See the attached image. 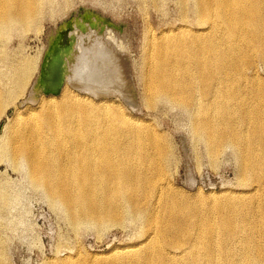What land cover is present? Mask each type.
Listing matches in <instances>:
<instances>
[{
  "label": "bare ground",
  "instance_id": "bare-ground-1",
  "mask_svg": "<svg viewBox=\"0 0 264 264\" xmlns=\"http://www.w3.org/2000/svg\"><path fill=\"white\" fill-rule=\"evenodd\" d=\"M178 4L183 24L176 31L165 30L157 37L146 33L139 78L142 100L152 109L169 103L187 110L196 140L203 141L212 156L234 147L241 157L242 180L259 182L264 177V104L251 101L247 88L262 95L257 73L259 61H264V0ZM191 5L198 29L188 25ZM57 6V0H0V65L7 70L0 71V121L15 107L1 126L0 163L25 169L29 187L61 206L72 227L123 225L131 219L141 221L142 230L149 228L140 249H128L109 264H264V204L256 195L249 200L232 196L212 209L170 189L167 175L174 146L151 124L115 108L110 99L118 92L128 106H136L124 75L125 58L114 54L109 42L87 31L79 36L80 51H71L67 61L65 82L71 87L65 86L60 95L45 94L62 86L59 76H52L50 63L42 68L41 50L33 58L3 51L4 41L16 30L41 34L43 22L58 16ZM40 77L44 88L36 84ZM50 82L58 86L51 88ZM37 102L39 110L20 112L18 103ZM4 182L2 208L11 199ZM254 192L264 195V185L251 195Z\"/></svg>",
  "mask_w": 264,
  "mask_h": 264
},
{
  "label": "rangeland",
  "instance_id": "rangeland-1",
  "mask_svg": "<svg viewBox=\"0 0 264 264\" xmlns=\"http://www.w3.org/2000/svg\"><path fill=\"white\" fill-rule=\"evenodd\" d=\"M69 1L57 0V7L63 11L55 9L58 11V16L54 21L47 18L43 22L41 34L35 31L26 33L16 30L9 39L4 41L3 51L12 57L20 55L33 58L41 50V63L43 56H46L45 67L48 58L60 43L66 45L73 37L79 42V36L96 33L98 37L109 42L114 54L125 58V79L126 81L130 80L135 94V108L123 102L116 95L118 92H114L110 98L115 101L113 106L119 107L130 117L139 118L151 124L162 136L164 142L174 146V161L169 164L167 175L172 185L170 189L175 188V192H178L184 199L192 203L195 202L194 204L211 205L212 209L220 203L226 202L232 196L236 200H249L256 195V200H259L263 205L264 195H257L256 192L251 195V193L256 186L264 185V177L259 182H251L252 184L242 180L240 175L241 157L238 155L237 149L229 146L225 150L222 149L217 156H212L207 145L201 140H196L193 121L187 110L169 103V105L160 103L152 109L142 100L143 91L139 78L142 68H144L146 33L157 37L165 30L176 31L183 24L178 0H156V5L153 4L154 0L152 2L151 0ZM67 3L72 5L64 11ZM190 12V18L193 21L191 20L188 25L198 29L199 26L194 21L193 5L190 6ZM92 24L96 25L97 29ZM80 26L89 27V29L85 34H82L83 30L80 29ZM66 36L69 39L65 40ZM79 51L80 49L77 52ZM0 68H2L0 69L1 73L7 72L4 66L0 65ZM38 73L34 76L32 86L37 81ZM257 76L261 83L258 86L262 95L256 96L250 87L247 88V91H251L249 95L251 101L259 99L264 104V61L258 63ZM65 86L69 87L70 85L64 82L61 92ZM258 86H255L257 93ZM85 92L94 95L97 93L94 90ZM107 94L105 92V95ZM27 96L21 98L19 103L27 99ZM19 103V110L23 114L27 113V109L31 108L37 111L40 107L39 102L27 103L22 106H19ZM14 113L15 107H11L7 116H4L0 121V131L1 126L7 122V117L11 118ZM237 121L238 119L235 120V122ZM248 131H254L249 123ZM4 164L0 163V182L5 181L2 184L5 188L7 187V193L10 194L8 195L11 199L8 204L3 205L4 209L0 204L2 208H0L2 210L0 215L3 214L2 217L0 216V220L2 219L6 223L2 224L3 221H0V244H3L2 247L0 245V258L4 260L1 261L4 262L3 264H66L65 262L67 264H109L111 259L121 257L128 249H140L141 242L146 240L149 228L142 230V222L139 220L127 219L123 225L114 222L104 225L105 227L86 223L76 226L78 229L72 227L68 220V214L64 209H61V206L59 209L48 195H42L41 191L36 192L30 188L25 169H19L23 171L24 174H22V171L11 167L8 169V165ZM13 197L14 199H12ZM3 210H8V212ZM214 210L217 215L220 214L219 209ZM176 251L180 253V250ZM115 255L116 257H114ZM246 259L248 258L244 260Z\"/></svg>",
  "mask_w": 264,
  "mask_h": 264
},
{
  "label": "flooded vegetation",
  "instance_id": "flooded-vegetation-1",
  "mask_svg": "<svg viewBox=\"0 0 264 264\" xmlns=\"http://www.w3.org/2000/svg\"><path fill=\"white\" fill-rule=\"evenodd\" d=\"M95 28H96V25H94V24H92ZM82 30H84L83 28H81ZM89 29V27H87V30ZM97 29V28H96ZM87 30H84L83 32H85V31H87ZM69 39V38H68ZM76 45V46H75ZM78 45V43H76V40H75V37H73V38H71V39H69V41L66 43V45L65 44H62V43H60V45L57 47V49L56 50H54V54L52 53V55H50V57L48 58V60H47V65L46 66H48V64L50 63L51 64V72L53 73V75L52 76H56V77H58V81H59V83H60V81H61V86L64 84V82H65V75L68 73V64H67V61H68V59L71 57L70 56V53H72L71 51H73L74 49H75V51L77 50V48L76 47H78L77 46ZM58 50V51H57ZM56 51H57V53H56ZM78 51V50H77ZM64 53V54H63ZM44 55H46V54H44ZM46 56H43V62H42V68L44 67V64H46ZM64 58V59H63ZM61 59V60H60ZM60 61H61V64H60ZM59 63V64H58ZM58 65V66H57ZM55 67V68H54ZM59 67V68H58ZM58 70H57V69ZM55 70H57V71H55ZM55 72H57L58 73V75L55 73ZM42 73H43V69H42V71H41V73H40V76L42 75ZM55 76H54V79H55ZM60 79V80H59ZM44 84H45V82L43 83L42 82V79H41V77L38 79V83H37V85L38 86H40V87H42V88H44ZM49 85H50V87L51 88H55V87H57L58 86V83H56V82H50V83H48ZM56 84V85H55Z\"/></svg>",
  "mask_w": 264,
  "mask_h": 264
},
{
  "label": "water",
  "instance_id": "water-1",
  "mask_svg": "<svg viewBox=\"0 0 264 264\" xmlns=\"http://www.w3.org/2000/svg\"><path fill=\"white\" fill-rule=\"evenodd\" d=\"M48 90H49V89H48ZM48 90L45 92L46 95H49V94H51V93L58 95V94L61 93V89H58V90L55 91V92L52 91V90H51V91H50V90L48 91Z\"/></svg>",
  "mask_w": 264,
  "mask_h": 264
}]
</instances>
